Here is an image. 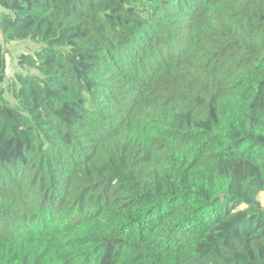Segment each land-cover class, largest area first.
I'll use <instances>...</instances> for the list:
<instances>
[{"label": "trees", "instance_id": "1", "mask_svg": "<svg viewBox=\"0 0 264 264\" xmlns=\"http://www.w3.org/2000/svg\"><path fill=\"white\" fill-rule=\"evenodd\" d=\"M0 36L38 49L0 47V264H264V0H0Z\"/></svg>", "mask_w": 264, "mask_h": 264}, {"label": "rangeland", "instance_id": "2", "mask_svg": "<svg viewBox=\"0 0 264 264\" xmlns=\"http://www.w3.org/2000/svg\"><path fill=\"white\" fill-rule=\"evenodd\" d=\"M0 47L2 48V52L4 54L6 60V70H5V79L12 78L13 74L16 72H31L34 73L35 71H28L27 68L21 67L18 64V57L23 55H32L38 49L36 45L30 41H21V42H3L0 36ZM36 73V72H35ZM4 99L7 100L10 104L14 105L15 101L13 100L12 96L9 93H5L3 95ZM264 196V195H263ZM262 198V199H261ZM260 200L264 203V197H260Z\"/></svg>", "mask_w": 264, "mask_h": 264}, {"label": "crops", "instance_id": "3", "mask_svg": "<svg viewBox=\"0 0 264 264\" xmlns=\"http://www.w3.org/2000/svg\"><path fill=\"white\" fill-rule=\"evenodd\" d=\"M263 195H264V193H259V195H258V201L260 202V204H261L262 206H264V203L260 200V197H264ZM261 199H262V198H261Z\"/></svg>", "mask_w": 264, "mask_h": 264}]
</instances>
